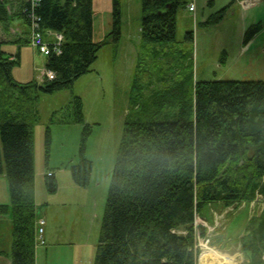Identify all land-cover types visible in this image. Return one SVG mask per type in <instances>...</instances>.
Returning <instances> with one entry per match:
<instances>
[{
  "label": "trees",
  "instance_id": "trees-1",
  "mask_svg": "<svg viewBox=\"0 0 264 264\" xmlns=\"http://www.w3.org/2000/svg\"><path fill=\"white\" fill-rule=\"evenodd\" d=\"M234 1H232L233 4ZM11 13L0 0V23L10 28L14 19L29 26L24 7ZM185 0H142L141 34L157 49L147 80L137 65L131 89V108L125 118L109 194L101 223L95 264H197L196 225L204 209L216 202L226 206L264 199V80H195L194 59L180 71L174 48L178 9ZM229 4L203 22H219ZM45 39L63 36L62 52L47 56L46 69L53 79L19 81L13 70L19 61L0 43V174L8 183L10 204L0 203V216L12 220V264H36L39 203L36 200L35 127L37 101L44 93L71 88L91 71L99 51L119 43L122 35L120 0H114L113 36L94 38L93 0H40L35 9ZM260 21L245 32L251 41L262 29ZM186 40L194 42L190 31ZM170 49V50H169ZM182 51V50H181ZM175 53V54H174ZM164 57L169 69L159 61ZM158 61V62H157ZM157 71V74H153ZM147 72V71H146ZM67 115L70 122L84 123V103L75 95ZM92 125L86 124L80 161L71 166L77 185L88 186L93 162L85 155ZM51 141V129H47ZM49 191L58 189L54 173L45 179ZM197 227V228H196ZM251 264L264 255V210L250 221L241 238Z\"/></svg>",
  "mask_w": 264,
  "mask_h": 264
},
{
  "label": "rangeland",
  "instance_id": "rangeland-1",
  "mask_svg": "<svg viewBox=\"0 0 264 264\" xmlns=\"http://www.w3.org/2000/svg\"><path fill=\"white\" fill-rule=\"evenodd\" d=\"M185 1L187 4L180 7L177 13L176 38L179 43L174 48L180 49V52L174 53L177 61L171 69V76L176 77L173 74L176 67L185 71L193 57L195 80H264L262 52L253 47L245 56L252 57L251 59H244L241 52L244 34L254 24L253 12L260 14L255 23L261 21L264 24V9L255 8L244 15V9L238 3L232 5L219 22L205 26L203 22L210 15L232 4L234 0ZM120 3V42L103 46L91 71L80 76L71 88L44 93L36 103L39 119L35 127L34 154L36 200L42 210L40 217H43L50 204L55 207L62 198L66 202L64 208L69 213L66 224L69 232L71 233L74 226L80 232L75 235L77 238L74 242L68 231L63 232L60 227L55 230L56 227L47 222L45 229L48 227V230L54 231H46L49 236L47 245L45 242L38 247L39 250H50L48 261L42 259V264H75L77 261L74 260V254L76 259L85 255L87 259V256L94 255L118 147L123 136L124 121L131 108V89L138 62H141L140 69L145 81L149 75L148 68L154 69L153 60H157L154 57L155 51L164 49L163 45L145 42L139 33L138 26L141 25L143 13L142 0H120ZM193 3L196 6L195 12L189 10ZM93 5L95 38L100 41L110 38L113 36L114 0H93ZM190 31L194 32V42L186 40ZM263 44L264 28L255 37V46ZM10 49L14 51L16 47ZM22 52V64L16 65L13 70L15 78L19 81L43 79L47 56L36 46L25 48ZM159 61L169 69V66H165L168 63L164 62V57H160ZM75 95L80 96L84 103V123L67 121L68 108ZM86 124L92 125L85 144V155L92 160L93 170L89 185L80 186L73 180L71 166L81 160L80 148ZM48 126L51 129L50 143L46 139ZM49 172L54 173L58 182L55 192L49 191L45 184ZM6 184L7 181L5 183V179L0 177V202L8 198ZM7 227L8 223H2L3 245L7 244Z\"/></svg>",
  "mask_w": 264,
  "mask_h": 264
},
{
  "label": "crops",
  "instance_id": "crops-1",
  "mask_svg": "<svg viewBox=\"0 0 264 264\" xmlns=\"http://www.w3.org/2000/svg\"><path fill=\"white\" fill-rule=\"evenodd\" d=\"M7 7L11 13L13 11L18 10V8H22L25 0H6ZM240 4L244 9V15L250 13L251 10L255 8L264 9V0H234L232 5ZM9 5V6H8ZM232 5L230 7H232ZM229 7V8H230ZM229 10V9H228ZM252 12V11H251ZM258 12H253V23L260 18V14ZM139 33H141V25L138 26ZM29 31V26L21 22L19 19H14L10 25V28L5 29L4 26L0 24V43L3 50L8 53H11L13 57L18 59L19 63L17 66L22 64V54L25 48H32L33 46L27 41L26 34ZM259 34V33H258ZM256 37V36H255ZM255 37L249 41L248 43H244L242 41L241 52L244 59H251L245 57L247 52L251 51L255 47L256 51L262 52L264 59V44L261 46H255ZM94 38H95V22H94ZM50 39H53V36H50ZM95 40H97L95 38ZM99 40V39H98ZM11 44V45H10ZM8 46L9 49L6 50ZM10 47H16L14 51L10 49ZM255 57V55H254ZM242 60V58H241ZM252 63V61H251ZM227 64V63H226ZM32 80V79H30ZM37 80V79H36ZM40 79L38 81H43ZM21 81V80H20ZM0 177L5 179V183L7 181L6 177L3 174H0ZM8 184H6L7 196L5 201L0 202L4 204H10V195L7 189ZM56 203V202H55ZM66 202L61 198L58 203H56L55 207H52V204L48 206L45 210V213L42 217L47 222L50 223V226H55V230L58 227L62 229V231H68L69 227L66 226L68 221L69 213L64 208ZM264 210V199L262 196H259L256 200L251 203H242L240 205H232L226 206L221 202H216L208 205L203 211V217L198 216V222L202 223L207 228V233L204 237L198 240V246L200 248V256L198 257L197 264H251L250 258L247 257V254L242 248L241 238L248 232V227L250 221L254 216L260 215ZM42 212V210H41ZM2 223H8L7 227V244L3 245L1 243L2 238ZM46 226V225H45ZM47 227L44 231L45 241L47 245V237L46 231L53 232L54 229L48 230ZM79 228L77 226L73 227L70 235L73 241H76L77 236L79 235ZM97 244H95L94 248L96 250ZM39 247V246H38ZM11 249H12V220L10 214L0 216V264H12L11 262ZM50 250L48 248L39 250L37 248L36 252V264H42V259H49ZM205 254V257H203ZM73 259V255L71 256ZM94 255H86L81 259H76L74 254V260L77 261L75 264H95ZM204 261V262H203ZM71 264V263H68ZM73 264V263H72ZM261 264H264V255L263 261Z\"/></svg>",
  "mask_w": 264,
  "mask_h": 264
},
{
  "label": "built area",
  "instance_id": "built-area-1",
  "mask_svg": "<svg viewBox=\"0 0 264 264\" xmlns=\"http://www.w3.org/2000/svg\"><path fill=\"white\" fill-rule=\"evenodd\" d=\"M40 4V0H28V4L24 7V12L28 14L31 20V43L36 46L40 52L49 55L52 52L60 54L62 52L63 36L60 33H52L53 40H47L40 27V18L35 13V9ZM190 10H195V4L189 7ZM46 75L49 79L55 77V73L46 69ZM43 223V222H42ZM43 228H40V238H42Z\"/></svg>",
  "mask_w": 264,
  "mask_h": 264
},
{
  "label": "bare ground",
  "instance_id": "bare-ground-1",
  "mask_svg": "<svg viewBox=\"0 0 264 264\" xmlns=\"http://www.w3.org/2000/svg\"><path fill=\"white\" fill-rule=\"evenodd\" d=\"M203 257H205V254H203ZM204 262V261H203Z\"/></svg>",
  "mask_w": 264,
  "mask_h": 264
}]
</instances>
